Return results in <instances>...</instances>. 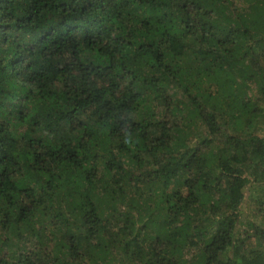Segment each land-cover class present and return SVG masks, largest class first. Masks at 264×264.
<instances>
[{"label":"trees","instance_id":"obj_1","mask_svg":"<svg viewBox=\"0 0 264 264\" xmlns=\"http://www.w3.org/2000/svg\"><path fill=\"white\" fill-rule=\"evenodd\" d=\"M250 202L264 0H0V264H264Z\"/></svg>","mask_w":264,"mask_h":264},{"label":"rangeland","instance_id":"obj_2","mask_svg":"<svg viewBox=\"0 0 264 264\" xmlns=\"http://www.w3.org/2000/svg\"><path fill=\"white\" fill-rule=\"evenodd\" d=\"M257 207H258V205L255 204V202H253V203L250 202V204H247V206H245L244 211L250 219H253L258 223L259 222L264 223L263 222L264 218L257 213ZM195 252H197V249H191L190 252L186 255L187 259H190L191 254H193Z\"/></svg>","mask_w":264,"mask_h":264}]
</instances>
